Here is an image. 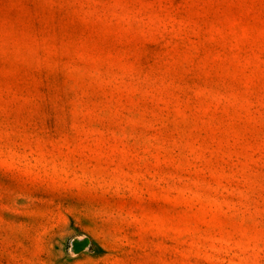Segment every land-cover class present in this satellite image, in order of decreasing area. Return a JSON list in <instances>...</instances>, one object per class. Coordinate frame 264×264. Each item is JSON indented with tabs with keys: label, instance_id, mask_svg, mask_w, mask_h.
Here are the masks:
<instances>
[{
	"label": "rangeland",
	"instance_id": "obj_1",
	"mask_svg": "<svg viewBox=\"0 0 264 264\" xmlns=\"http://www.w3.org/2000/svg\"><path fill=\"white\" fill-rule=\"evenodd\" d=\"M0 264H264V0H0Z\"/></svg>",
	"mask_w": 264,
	"mask_h": 264
}]
</instances>
